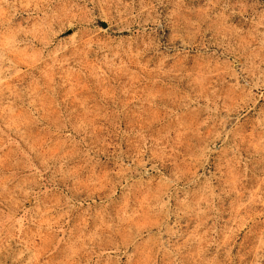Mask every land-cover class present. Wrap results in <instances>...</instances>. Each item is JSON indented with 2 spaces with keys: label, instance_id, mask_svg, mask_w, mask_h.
I'll use <instances>...</instances> for the list:
<instances>
[{
  "label": "rangeland",
  "instance_id": "rangeland-1",
  "mask_svg": "<svg viewBox=\"0 0 264 264\" xmlns=\"http://www.w3.org/2000/svg\"><path fill=\"white\" fill-rule=\"evenodd\" d=\"M0 264H264V0H0Z\"/></svg>",
  "mask_w": 264,
  "mask_h": 264
},
{
  "label": "water",
  "instance_id": "water-1",
  "mask_svg": "<svg viewBox=\"0 0 264 264\" xmlns=\"http://www.w3.org/2000/svg\"><path fill=\"white\" fill-rule=\"evenodd\" d=\"M100 24H101L102 28H104V29H106L108 27L107 23H105V22H101ZM72 33H73V31L72 30H69V31L63 33L61 35V38H64V37H66L68 35H71Z\"/></svg>",
  "mask_w": 264,
  "mask_h": 264
}]
</instances>
